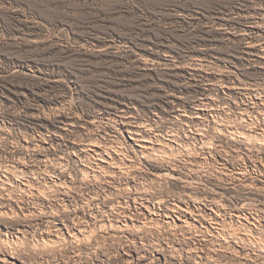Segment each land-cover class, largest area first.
<instances>
[{"label": "rangeland", "instance_id": "374dc122", "mask_svg": "<svg viewBox=\"0 0 264 264\" xmlns=\"http://www.w3.org/2000/svg\"><path fill=\"white\" fill-rule=\"evenodd\" d=\"M263 127L264 0H0V264H264Z\"/></svg>", "mask_w": 264, "mask_h": 264}, {"label": "bare ground", "instance_id": "6f19581e", "mask_svg": "<svg viewBox=\"0 0 264 264\" xmlns=\"http://www.w3.org/2000/svg\"><path fill=\"white\" fill-rule=\"evenodd\" d=\"M185 114V113H184ZM221 122V121H220ZM242 123V122H241ZM240 123V124H241ZM223 124V123H222ZM140 126V125H139ZM143 126V125H142ZM169 130V129H168ZM262 130V131H261ZM260 131L261 132H259V131H257V133L256 134H248V133H245V132H241V134L240 135H238V136H240V137H243V138H246V139H249V138H254L256 141H258V142H261V141H264V135H263V133H264V127L263 128H260ZM130 133H131V138L133 139V140H135V142L137 141V145L139 146V148H140V152L143 154V156L145 157V158H149V157H153L154 155H158L159 154V152H161L162 150H161V148L162 147H160V145L161 146H164L165 145V142L164 141H162V143L160 142V143H155L154 141H153V138H151L150 136H148V135H145L144 134V132L142 131V129H140V127L138 128V126L137 127H135L133 130H131L130 131ZM231 133V132H230ZM232 134H235V136H236V133L233 131L232 132ZM232 136V135H231ZM157 138V137H156ZM162 138V137H161ZM165 138V137H164ZM171 140V139H170ZM94 142V141H93ZM100 142V141H99ZM98 142V143H99ZM206 144V143H205ZM95 145V144H94ZM167 145V144H166ZM88 146H90V145H88ZM98 146V145H97ZM171 146V145H170ZM166 147V146H165ZM210 147V146H209ZM171 148V147H170ZM92 150V149H91ZM117 150V149H116ZM167 150V149H166ZM95 151H98V150H95ZM116 152V151H115ZM114 152V153H115ZM117 153V152H116ZM168 153V152H167ZM192 153V152H191ZM98 154V153H97ZM111 154V153H110ZM171 154V153H170ZM174 154V153H173ZM168 155L169 154H166V156L165 157H168ZM101 156V155H100ZM88 157V156H87ZM112 158V157H111ZM164 160V159H163ZM102 162H106V164H108V165H112V163L113 162H111V161H109V160H107V159H102L101 160ZM116 161V160H115ZM60 162V161H59ZM121 162V161H120ZM197 162V161H196ZM12 164V163H11ZM114 164V163H113ZM100 165H102V163L100 162ZM125 165V164H124ZM173 166V165H172ZM116 167V166H115ZM8 168H10V167H8ZM91 168V167H90ZM119 168V167H118ZM173 168V167H172ZM104 169V168H103ZM5 170H7V169H5ZM122 171V170H121ZM100 172V171H99ZM111 173V172H110ZM243 173V172H242ZM26 176V175H25ZM102 176V175H101ZM241 176V175H240ZM20 177H21V175H20ZM23 184H25V183H23ZM29 185V184H28ZM23 186V185H22ZM23 191V190H22ZM40 192V191H39ZM145 192V191H144ZM146 193V192H145ZM141 194V193H140ZM142 196H145L144 194H142L141 195V197H140V199H144V197H142ZM192 197V196H191ZM10 198V197H9ZM135 199H138V197H136ZM2 203V202H1ZM142 204V203H141ZM155 205V204H154ZM144 206V205H143ZM157 206V205H156ZM207 206V205H206ZM145 207H147L146 209H148V210H150L151 211V208L149 207V206H145ZM149 207V208H148ZM177 207H178V209L180 210H178V215L179 216H177L178 217V220H180L181 221V224H188L189 222H188V220H187V213H191L189 210H186V209H184V207H182V206H180L179 204L177 205ZM119 209V208H118ZM213 209H214V207H213ZM212 209V210H213ZM220 209V208H219ZM218 209V207L216 208V210L214 211L215 212V220H216V224H219V212H220V210ZM225 209V208H224ZM199 210V209H198ZM210 210H211V208H210ZM222 210V209H221ZM154 211H155V209H154ZM193 211V210H192ZM194 212V211H193ZM152 213H154V212H152ZM183 213H186V215L184 216V214ZM207 213V212H206ZM222 213V212H221ZM242 213V212H241ZM154 214H156V212L154 213ZM167 214H168V212H167ZM236 214V213H235ZM157 215V214H156ZM200 215V214H199ZM243 215V214H242ZM242 215L240 214V213H237L236 214V216L238 217V218H242L243 219V217H242ZM130 217V216H129ZM165 217V216H164ZM220 217H221V215H220ZM224 217V216H223ZM131 218V217H130ZM166 218L167 219H163V222L164 223H169L170 221H169V219L168 218H170V215H167L166 216ZM174 218V217H173ZM182 218H184V219H182ZM194 218V217H193ZM198 218V217H197ZM199 218H201V217H199ZM236 218V217H235ZM244 218L245 219H247L245 216H244ZM123 220V219H122ZM248 220V219H247ZM3 221V220H2ZM176 221V220H175ZM215 223V222H214ZM151 224V223H150ZM149 224V222H147V221H144V222H140V224H137V223H134V222H131V223H129V221H127L126 220V222L125 223H122V224H114V226L116 227V228H138V229H143V228H147V229H150V228H153V226L152 225H150ZM177 224H179V223H177ZM203 224V223H202ZM220 225V224H219ZM157 226V225H156ZM220 228V227H219ZM86 229V228H85ZM156 229V228H155ZM227 229V228H226ZM95 230V229H94ZM158 230V229H157ZM243 231V230H242ZM132 232V231H131ZM94 233V232H93ZM231 233H232V235L234 236V238H236V239H239V240H241V241H244V242H249V243H253V244H257V245H259V244H261L260 243V241L258 240V238H255L254 236H252V234H249V233H251V232H240V231H237L236 229H234V230H231ZM253 233V232H252ZM148 235V234H147ZM255 235V234H254ZM128 237V236H127ZM228 237V236H227ZM88 238V237H87ZM226 239V238H225ZM147 240V239H146ZM48 242V241H47ZM263 243V242H262ZM264 249V248H263ZM173 255V254H172ZM2 258V257H1Z\"/></svg>", "mask_w": 264, "mask_h": 264}]
</instances>
